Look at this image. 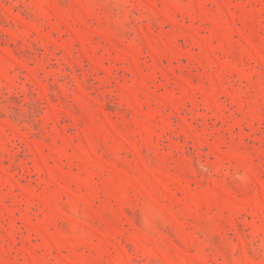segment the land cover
<instances>
[{"label": "rangeland", "instance_id": "1", "mask_svg": "<svg viewBox=\"0 0 264 264\" xmlns=\"http://www.w3.org/2000/svg\"><path fill=\"white\" fill-rule=\"evenodd\" d=\"M0 264H264V0H0Z\"/></svg>", "mask_w": 264, "mask_h": 264}]
</instances>
